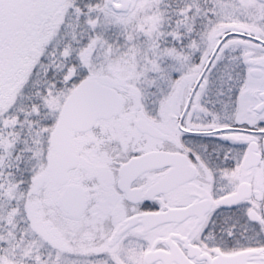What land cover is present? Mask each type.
Instances as JSON below:
<instances>
[{
  "label": "snow or ice",
  "instance_id": "snow-or-ice-1",
  "mask_svg": "<svg viewBox=\"0 0 264 264\" xmlns=\"http://www.w3.org/2000/svg\"><path fill=\"white\" fill-rule=\"evenodd\" d=\"M0 264H264V0H0Z\"/></svg>",
  "mask_w": 264,
  "mask_h": 264
}]
</instances>
